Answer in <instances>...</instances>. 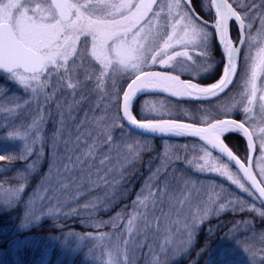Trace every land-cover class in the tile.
<instances>
[{
  "label": "trees",
  "instance_id": "obj_1",
  "mask_svg": "<svg viewBox=\"0 0 264 264\" xmlns=\"http://www.w3.org/2000/svg\"><path fill=\"white\" fill-rule=\"evenodd\" d=\"M227 2L241 15V19L246 25H251L248 37L253 36V33L258 34L261 30L264 31V0H227ZM190 4L201 19L209 23L215 21L216 15L211 0H190ZM253 8L256 10L252 11ZM185 9L187 10L186 7ZM207 30L213 33L209 28ZM237 32L236 25L231 23L230 34L234 41L237 38ZM82 38L81 42H77L78 54L74 58L75 65L70 60L67 66L68 69L76 67V72L69 73L62 68L60 73L63 75L49 78V83L54 88L60 87L61 81L65 84L64 90L58 92L51 101L45 100V96H51L53 93L52 87L48 86L42 92L37 90L38 99L34 98L32 104L23 106L22 96L18 94L20 92L19 84L10 80L7 75L0 73V104L10 110L9 114H0V155L13 157L11 160L0 161V187L16 190L19 194L18 197L9 200H0V264H100L98 258H101L103 253L93 250L92 244L88 240L82 242L80 237L86 236L88 233H100L104 229L114 230L115 233H118V228L111 229L109 226L94 228V224L90 222L92 218L97 219L102 215L109 217L115 213L126 217L129 205L131 206L137 200L138 194H142L144 189H148L143 193L149 197V201L159 199L158 196H151L150 192L157 191L165 183L172 190L175 202L190 203L192 209L194 206H198L201 215L194 231V243L189 250L181 254V261L177 264H224L225 259L228 260V263L234 261L238 262L237 264L245 262L264 264V238H262L264 219H261L258 212L255 211L264 212L259 203L258 207L256 206L257 209L238 208L218 215L212 214V211L208 217L205 216L206 212L201 210L202 207L211 203L217 207L218 204L227 202V200L245 199L227 183L226 179L221 177L219 172H212L209 166L212 163H215L217 167L226 165L228 172L237 174L242 180L236 169L216 152L196 140L186 137L138 136L129 132L121 123L118 113V99L128 81L126 79L115 93V112L106 110L102 100L107 75L101 76V65L89 55V41L85 46L82 43ZM254 38L258 43L264 44V38ZM212 44L215 49L213 59L216 67L214 71L197 78L189 74H178L173 68L163 70L177 74L183 80L204 86L211 85L219 79L223 67L221 55L215 48V43L212 42ZM244 53L243 51L240 55L238 72L241 70V57L244 56ZM203 67L209 71L211 65L206 60ZM71 80L77 85L75 92L67 89V83ZM237 87L236 81L225 95L211 102L176 101L160 95L142 96L135 102L132 114L140 121L158 120L145 117L140 107L146 105L145 101L160 100L166 104L170 112V114L162 115L160 120L199 125L197 114L210 111L212 105L217 102L225 101L228 105L232 100L231 93ZM71 94L75 96L76 101L81 99V95L84 96V99L80 100L78 108L73 106L75 120L66 126V135L58 136L55 134L56 124L62 113L65 118L69 105H73V103H68ZM24 99L26 100L25 96ZM38 105L40 107L35 117L39 120L42 117H47L44 127L39 121L41 136L44 139L40 142L39 147L36 145L32 154H28L27 148L19 138L8 139V128H4L3 123L9 121L11 116L12 122L14 121L11 125L20 128L22 123L27 121L25 116L30 118L26 111ZM57 105L60 107L58 108ZM85 113L87 116L89 115L90 124H85L84 127L103 129L105 126H109L113 137L126 132L138 140L131 144L121 143L119 154L124 166L120 167L118 173L109 176L104 184H97L96 178L87 179L85 172L77 171V176L72 174L74 178L69 177L68 185L67 187L63 185L65 190L61 191V195L71 197V194H76V196H80L79 199L74 204L69 203L63 208L58 206L60 210L56 214L50 212L48 214L46 202L38 203V198L49 178L46 176H51L53 168L61 165L55 156L51 157L49 146L57 140L59 143H63L67 139L68 131H71L75 138L77 135L75 126L83 119ZM224 118L242 120L240 115L224 117L212 114L206 120L205 125L207 122L212 123ZM97 119L98 121H96ZM106 119L109 120L108 123ZM223 140L240 160H246L248 148L241 135L231 133L224 136ZM140 142H143L142 147H140ZM132 144L135 145L132 147ZM255 149L256 155L257 147ZM205 153L209 154L206 157L209 166H205L204 172H199L197 168L205 165ZM98 157L101 158V155ZM242 182L246 186L243 180ZM192 183L201 184L198 195L190 188ZM93 189L95 191L89 192ZM95 193L98 194L94 195ZM92 198L102 199L103 205H106L108 209L110 205L109 213L106 215L100 213V206L91 207L86 203L88 199ZM113 199H116L115 203L112 201ZM166 201H168L167 197L164 198V202ZM56 203L60 204L57 201ZM167 203L169 204V202ZM51 205L49 204V206ZM36 213H38L37 216ZM42 213L44 214L42 215ZM46 214L47 216L44 217ZM27 217L30 221L32 219V226L23 229ZM133 252L136 254L137 249ZM138 253L142 258L137 259V264H142L143 252L139 251Z\"/></svg>",
  "mask_w": 264,
  "mask_h": 264
},
{
  "label": "snow or ice",
  "instance_id": "obj_2",
  "mask_svg": "<svg viewBox=\"0 0 264 264\" xmlns=\"http://www.w3.org/2000/svg\"><path fill=\"white\" fill-rule=\"evenodd\" d=\"M154 3L155 0H146V2L137 5H131L129 2L115 3L113 0H83V2L81 0H41L40 3L33 5L32 0H0V72L21 85L25 91L31 89L35 93L39 89L42 92L48 87L49 78L63 75L60 73V69L64 68L66 72L73 74L76 72V67L68 69L67 66L70 60L75 65L74 58L78 54L77 42H81L83 37L82 43L86 46L90 37L91 54L102 66L101 76L108 71L109 67L113 71H123L135 75L141 72L142 66L147 63L150 52L156 51L155 40L162 37L151 31L144 33L143 29L133 34L132 41H129L127 37L136 28V25L152 11ZM214 6L218 9L214 33L206 30L209 27L208 22L184 15L182 19H184L185 24L180 27L179 31H176L180 22L175 21L172 25L174 32L165 41V47L151 58L152 63L155 64L158 60L164 63V57H167L168 61L178 57H189L187 51L168 54V49L173 46V41H175V44L183 48L189 46L200 48L203 57L211 65L209 68V72H211L216 67L213 59L215 49L212 42H214L215 48H219L221 51L223 69L220 79L210 86L201 87L197 83L182 82L175 76L143 73V79L137 76L128 84V90L123 93V118L133 128L153 136L182 137L190 135L199 137L212 148L217 149L219 153L226 155L229 161L234 160L243 171L245 178L250 182L251 188L259 194L257 198H264V187L257 183L252 172L241 164V161L233 155V152L222 139V137L233 132L241 133L248 137L247 147L251 149V137L244 123H237L235 120H216L215 123H209L207 128H198L193 124L174 122L139 123L132 114L135 107L134 101L138 95L145 94L156 87L171 91L173 96L186 94L189 99L200 100L217 97L233 83L234 77L238 74L237 56L242 50L238 45L245 43L244 24L241 15L232 10L230 5L220 3ZM132 7H135V12H130ZM181 7V0H170L168 5L169 12L172 9L179 10ZM220 9H226V11ZM255 10V8L252 9V11ZM126 12L129 14L126 15ZM179 14L177 11V15ZM117 16L120 19H117ZM230 16L234 17L239 25L235 41L230 35ZM262 63H264V57H262ZM256 77L257 72L255 65H253L248 77V83L252 85L253 97L255 95ZM76 88V84L67 83V89L75 92ZM63 90L62 86L55 87L52 95L45 96V100L51 101L58 92ZM83 99L84 96L81 95V101ZM248 102L251 104L252 99L250 98ZM79 103L80 101H76L75 96H73V105H69L67 112L69 121L75 120L73 106L78 108ZM57 107L59 108L60 105ZM248 111L249 109L245 107L244 113L247 114ZM65 123L62 113L60 119L62 132L65 130ZM86 123H89L87 113L76 125L77 135L75 138L72 137L71 131H68L67 139L63 141L67 150V161L64 163L62 174L66 177L80 171L82 173L88 172L90 178L92 168L97 167V160V172L109 163L107 154L100 153L103 158H99L98 153L104 145L111 144V131L107 126L103 129L84 127ZM82 128L83 131H81ZM8 139H13L12 133H9ZM208 155L205 153V165L198 167L197 171L204 172L205 166H209L206 159ZM6 159L11 160L13 157L0 155V161ZM209 167L212 172H219L221 176H227L241 191L250 196L255 195L243 183L233 178L232 174L227 171L226 165L217 167L215 163H212ZM260 172L264 176V168H261ZM101 179L103 178L101 177ZM261 183H264V180ZM150 195L158 196L161 204L167 197L170 208L175 203L172 190L167 183ZM148 198L141 199L140 194H138L137 200L133 203L147 207ZM153 204H156L155 199ZM226 209L227 205L222 204L219 211L223 212ZM255 211L258 212L261 219H264V212ZM161 216H164L163 210H161ZM262 238H264V234H262ZM224 264H228L227 259H225Z\"/></svg>",
  "mask_w": 264,
  "mask_h": 264
},
{
  "label": "rangeland",
  "instance_id": "obj_3",
  "mask_svg": "<svg viewBox=\"0 0 264 264\" xmlns=\"http://www.w3.org/2000/svg\"><path fill=\"white\" fill-rule=\"evenodd\" d=\"M40 2L41 0H32L33 5ZM81 2H83V0H81ZM113 2H129L131 5H137L146 2V0H113ZM169 3L170 0H157L154 7L152 8V11L149 12L148 15L145 16L143 20H141L140 23L136 25V28H134L132 30V33H130L127 37L129 41H132L133 34L137 31H140L141 29H143L144 33L151 31L152 33L162 37L161 39L155 40L154 47L156 48V51L150 52V54L148 55L147 63L142 66L141 72L132 75L123 71H113L112 68L109 67L108 71L105 73L107 77L105 81V93L103 96L102 104L105 106L106 110L114 113L116 110L114 96L117 89L121 87V84H123L126 79L127 81H129L133 77L145 71L173 68L178 74H189L195 77H201L205 73L209 72L207 68L203 67L206 59L203 57L200 48H193L191 46H189L188 48H183L175 44V41H173V46L168 49V54L172 55L175 52L187 51L191 59H189V57H178L177 59L168 61L167 57H164V63H161L159 60L155 64L152 63L151 57L153 55H156L159 50L165 47V41H167L168 36L173 34L174 29L172 25L175 23V21L178 20L180 22L176 28V31H179L180 27L185 24V21L184 19H182V17L184 15H187L188 17L192 18L185 9L183 0H181V9H172L171 12H169L168 9ZM135 11V7H132L130 9V12ZM177 11H179V15H177ZM125 14L127 15L129 13L126 12ZM117 19H120V17L117 16ZM250 30L251 25L245 24L246 39L245 44L241 50L245 53L244 56L241 57V70H239L238 76L236 77L238 87L233 93H231V102L228 105L225 103V101L214 103L210 111H203L198 113L197 118L200 120H198L199 125H205L206 120L212 114H219L224 117H227L228 115L231 117L235 115L241 116L242 120L240 123H244L251 136L254 137L255 146L257 147V152L252 159V163L255 174L259 182L261 183V181L264 180V176H262L260 172V169L264 168V99H261V97H264V63H262V57H264V44L258 43L254 37H257L259 39L264 38V31L261 30L258 34L253 33V36L248 37V35L250 34ZM207 31L210 32L209 30ZM82 40H84V38H82ZM88 41V53L90 56H92V44L90 37L88 38ZM253 65H255L257 72L254 97L252 96V85L248 83V77L251 73ZM49 80L48 86H51L52 90L54 91L55 88L50 85ZM71 83H73V80H71ZM60 86L65 87L64 82H62V84L60 83ZM18 87L20 88L21 92V94L20 92H18V94L22 96L23 106H27L29 103L33 102L34 98L38 99V91L33 93L31 89L25 91V89L21 85H18ZM23 94L26 97V100L24 99ZM250 98L252 99L251 104H249L248 102ZM80 100L81 99H78V101ZM119 100L120 97L118 101ZM68 103H73L72 94L68 98ZM145 103L146 105L144 107L143 105L142 107H140V109L142 108L141 110H143L142 113L145 117L160 120L159 118L162 115L170 114L169 109L166 107V104L163 101L148 100L145 101ZM39 107L40 105L34 106L26 111V113L30 115V118H27L25 116L27 121L22 123V126L20 128L19 126L11 125L14 122H12L11 116L9 118V121H4L5 123H3L4 128H8L7 135H9V133H12L13 137L19 138L22 144L27 148L28 154H32L36 145L37 147H39L40 142L44 139L41 136L40 122H42V126L44 127L47 117H42L40 118V120L35 117ZM245 107L249 109L247 114L244 113ZM1 113L9 114L10 110L6 106L0 104V114ZM60 119L56 124L57 127L55 134L58 136H63L67 133L66 126H68L73 120L69 121L68 115L66 113V116L64 118L66 122L65 130L62 132ZM98 119L96 121H98ZM107 121L109 122L108 119H106V122ZM209 123L207 122V124ZM86 124H90V119L89 123ZM137 140L138 139L131 137L126 132L120 133V135L117 134L115 137L112 136L111 144L104 145L98 153V156L100 155V153L107 154L109 163H107L105 167L99 172H97L98 166L96 168H92L90 178H96L95 182L97 184H104L109 176L118 173L120 171V167L124 166L122 158L119 154L121 143L125 142L131 144L136 142ZM134 145L135 144H132V147ZM142 146L143 142H140V147ZM49 147L51 157L55 156V159L61 165L55 166L53 168V173L51 174V176H46L49 178L46 180L44 189L38 198V203L45 201V205L48 206L47 213L50 212L56 214L59 212L60 208L68 206L69 203L74 204L75 202H77L80 196H76V194H71V197L61 195V191L65 190V187H67L68 185L69 177L74 178V176L72 175L66 177L64 174H62L64 163H66L67 161V150L64 143H59V140H57V142L55 141L51 143ZM101 158L103 157L101 156ZM229 173L232 174L234 179H237L240 181V183H243L237 174L231 172ZM73 174L77 176V172H74ZM84 174L87 179H90L88 172H85ZM101 177L103 179H101ZM221 177L226 179L227 183L234 189H236L239 194L244 196L245 199L242 200L235 198L232 201L227 200V202L222 203L224 205H227V209L223 212L219 211L222 204H218L217 207L214 206V203L208 204L207 206L201 208V210H204L206 212L205 216L208 217V215H210L212 211V214L218 215L228 211H234L238 208L257 209L256 206L258 207V201L254 195L250 196L248 193L241 191L237 187V185L233 184L232 181L227 178V176ZM57 180L58 183H56ZM261 185L264 187V183H261ZM200 186V183L190 184V188L196 195L200 193ZM94 189L90 190L89 192L95 191ZM146 190L148 189H144L142 191V194H140L141 199L146 197L143 193ZM17 191L19 192V190ZM153 192L156 191L153 190L150 193ZM97 194L98 193H95L94 195ZM18 196L19 194H17L16 190L0 187V200L2 201L9 200ZM149 200L150 199L148 198V200L146 201L147 207H145V205L139 204L134 205V203L131 206L129 205V208L127 209L128 216L126 217L120 216L119 213H115L113 214V216L109 217H104L102 215L97 219L92 218L90 222L94 224V228H105L106 226H109V228L111 229L118 228V233H115L114 230L104 229L100 233H88L86 236L80 237L82 242L88 240V242L92 244L93 250L103 253L102 257L98 258L100 259V264H137V259L142 258V256L138 253L139 251L143 252L144 260L142 264H177L179 261H181V254L185 253L192 247V244L194 243V231L197 227V221L201 216L198 209L199 207L194 206L192 209L190 203L175 202L170 208L169 204L167 203L168 201L161 204L159 199H155L157 202L154 205V199H152L151 201ZM56 201L60 204H57ZM112 201H114L115 203L116 199H113ZM86 203L91 207L100 206V213H104L105 215L109 213L110 205L108 209L106 205H103L102 199L92 198L88 199ZM166 203L168 204V206H166ZM49 204L52 205L49 206ZM58 206H60V208ZM161 210H163L164 213L163 217L161 216ZM38 213H36L35 215L37 216ZM43 214L44 213H42V215ZM46 216L47 214L44 217ZM31 221L27 217V219L25 220V225H23V229L31 227ZM129 221H131V223H129ZM129 229H131V231H129ZM136 249L137 253L135 254V252L133 251H135ZM237 263L231 261L228 264ZM243 264H252V262H245Z\"/></svg>",
  "mask_w": 264,
  "mask_h": 264
},
{
  "label": "water",
  "instance_id": "obj_4",
  "mask_svg": "<svg viewBox=\"0 0 264 264\" xmlns=\"http://www.w3.org/2000/svg\"><path fill=\"white\" fill-rule=\"evenodd\" d=\"M156 1H157V0H155V3H156ZM155 3H154V4H155ZM183 3H184V5L186 6V8L188 9V11L190 12V14H191L194 18H197V19H199V20H201V21H204L203 19H201V18L195 13L194 9L192 8V6H191V4H190V0H183ZM220 3H224V4H227V5H230V4L227 2V0H211V5H212V7H213V9H214V11H215L216 18H217V11H218V9H217V7H215L214 5H215V4H220ZM154 4H153V6H154ZM230 6H231V5H230ZM152 8H153V7H152ZM231 8H232V10L236 11L232 6H231ZM220 10H221V11H226V9H220ZM236 12H237V11H236ZM237 13H238V12H237ZM238 14H239V13H238ZM215 20H216V19H215ZM242 21H243V20H242ZM231 22L235 23L236 26H237L238 29H239V25H238V23L235 21V18L230 16V17H229V28H230V24H231ZM214 23H215V22H214ZM214 23H208V24H209V27H208V28L212 29L213 33L215 32ZM243 24H244V22H243ZM243 35H244V28H243ZM244 37H245V36H244ZM243 45H244V44H243ZM243 45H238V46H240V47L242 48ZM217 49H218V51H219V53H220V55H221V51H220V49H219V48H217ZM239 55H240V53H239L238 56H237V67H238ZM225 62H226V61H225ZM0 73H2V72H0ZM144 73H159V74H161V75H166V76H175V77H177V78H178L180 81H182V82H191V81L183 80V79H182L180 76H178V75H175V74H172V73H168V72L159 71V70H152V71H147V72H144ZM2 74H4V73H2ZM5 75H6V74H5ZM138 76H140L141 79H143V73L139 74ZM136 78H137V76L134 77L133 79H131L129 83H131L132 80H135ZM235 78H236V76L234 77L233 82H234ZM219 79H220V78H219ZM129 83H128V84H129ZM193 83H194V82H193ZM128 84H127L126 87L124 88L123 93H124L125 91L128 90ZM232 84H233V83H232ZM232 84L229 86V88L232 86ZM198 85H199V84H198ZM199 86H201V87H205V86H202V85H199ZM229 88L226 89L223 93H220L217 97H210V98H204V99L197 100V99H189V98L187 97L186 94H185L184 96H180V95L173 96V95L171 94V91H165V90H162V89L159 88V87H156V88L150 89V90H149L147 93H145V94H140V95H138V98L141 97V96H144V95H160V96H164V97H167V98H170V99L176 100V101H188V102H210V101H214V100L220 98L221 96H223V95L229 90ZM123 93H122V96H121V99H120V103H119V116H120L121 122L123 123V125H124L129 131H131V132L134 133V134L140 135V136L158 137V138H179V137H176V136H166V135H165V136H161V135H155V136H153V135H150V134L142 133V132H140L138 129L133 128L132 126H130V125L127 123L126 119L123 118ZM138 98L135 99L134 103L136 102V100H137ZM135 119H136V118H135ZM136 120H137V119H136ZM225 120H229V121H230V119H225ZM137 121H138L139 123H163V122H169V123H171V122H174V123H178V124H190V123L180 122V121H139V120H137ZM215 122H216V121H215ZM215 122H213V123H215ZM236 122H237V121H236ZM237 123H238V122H237ZM193 125H194L195 127H198V128H207V127L209 126V124H208V125H205V126L195 125V124H193ZM240 134H241V133H240ZM241 135H242V134H241ZM242 136H243V135H242ZM249 136L251 137L250 133H249ZM182 137H187V138H190V139L197 140V141H199L200 143H202L203 145H205L207 148H209L210 150H212V151L216 152L217 154H219L223 159H225L228 163H230V164H231V165H232V166H233V167L239 172V174L241 175V177L243 178V180L245 181V183L247 184V186L249 187V189H250L252 192L255 193V190L251 188V184H250V182L245 178L243 171L240 169L239 166L236 165V163H235L234 160H233V161H229V159L227 158L226 155H223V154L219 153V151H218L217 149L212 148L211 145L207 144L206 141L201 140L199 137H193V136H190V135H189V136H182ZM243 137H244V139L246 140V143H247V145H248V137H245V136H243ZM222 139H223V137H222ZM251 143H252V147H251V149L248 148V150H249V154H248L247 161H246L245 163H243V162L241 161V164H243L245 168H248V169L252 172V175L256 178L257 183H258L260 186H262V185L260 184V182L258 181V179H257V177H256V175H255V173H254L253 167H252V158H253V155H254V142H253V140H252V137H251ZM233 155H234V154H233ZM234 156H235V155H234ZM236 158H237V157H236ZM237 159H238V158H237ZM262 187H263V186H262ZM258 195H259L258 193H255L254 196L256 197V199L258 200V202L260 203V205L264 208V198H257Z\"/></svg>",
  "mask_w": 264,
  "mask_h": 264
},
{
  "label": "flooded vegetation",
  "instance_id": "obj_5",
  "mask_svg": "<svg viewBox=\"0 0 264 264\" xmlns=\"http://www.w3.org/2000/svg\"><path fill=\"white\" fill-rule=\"evenodd\" d=\"M232 119H234V118H232ZM234 120H236V121H238V122H241V120H237V119H234ZM238 133V132H237Z\"/></svg>",
  "mask_w": 264,
  "mask_h": 264
}]
</instances>
